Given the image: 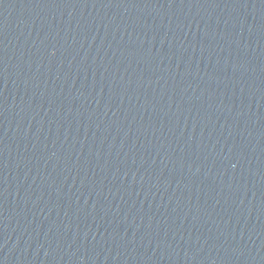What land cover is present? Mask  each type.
<instances>
[{"label": "water", "instance_id": "obj_1", "mask_svg": "<svg viewBox=\"0 0 264 264\" xmlns=\"http://www.w3.org/2000/svg\"><path fill=\"white\" fill-rule=\"evenodd\" d=\"M0 264H264V0H0Z\"/></svg>", "mask_w": 264, "mask_h": 264}]
</instances>
